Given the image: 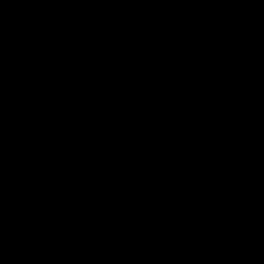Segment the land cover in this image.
<instances>
[{
    "label": "trees",
    "instance_id": "16d2710c",
    "mask_svg": "<svg viewBox=\"0 0 264 264\" xmlns=\"http://www.w3.org/2000/svg\"><path fill=\"white\" fill-rule=\"evenodd\" d=\"M160 1L187 24L159 29L124 90L146 0H0V264H37L18 209L54 172L117 170L144 90L165 116L161 203L123 212L84 264H264V0Z\"/></svg>",
    "mask_w": 264,
    "mask_h": 264
},
{
    "label": "flooded vegetation",
    "instance_id": "af4514ba",
    "mask_svg": "<svg viewBox=\"0 0 264 264\" xmlns=\"http://www.w3.org/2000/svg\"><path fill=\"white\" fill-rule=\"evenodd\" d=\"M161 3L160 0H157L155 8L157 15L153 17H159L158 23L153 28L158 38V44L160 43L159 29L166 27L163 25L162 17L168 16L161 13ZM136 22L138 23L140 20L137 19ZM138 65L134 66L132 62L126 64L125 69L128 70V74L125 75L126 81L129 80L132 70H136ZM131 86L129 85V88ZM135 100L138 101L137 98ZM138 107L141 110L140 104ZM125 142L123 155L121 157L119 155L120 161L117 170L108 174L104 181L98 174L89 171L92 169L72 170L78 174L76 179L66 174L62 176L59 187L54 188L51 192L45 193L46 188L42 187L43 189H39V193H30L26 196L24 200H28L26 207L29 208V212L26 214L32 217L37 234V264H84L94 237L99 232L108 230L119 216L129 210L132 205L140 204L142 207H148L153 204V201H149L154 200L151 189L137 192L136 186L133 192L126 193L112 189H118L112 179L116 178L119 170L125 167L130 159L134 160L136 174L147 178L153 184H157L158 180L165 175L163 162H156L153 164V168H150L148 159L145 158V167L142 165V160H140L142 140L136 137L131 140L129 134L125 137ZM136 159L140 161L142 169L137 167ZM73 184L76 185L75 191L70 188ZM137 193L140 194L137 195ZM148 198L151 199L148 200ZM122 199H130L131 202L125 207L127 203L122 206L119 202ZM111 200L116 201L111 204ZM76 204H81V207L79 208L78 205L75 211L69 212V207ZM110 211L115 213L113 219L106 218ZM137 263L136 260L134 263L128 264Z\"/></svg>",
    "mask_w": 264,
    "mask_h": 264
},
{
    "label": "rangeland",
    "instance_id": "374dc122",
    "mask_svg": "<svg viewBox=\"0 0 264 264\" xmlns=\"http://www.w3.org/2000/svg\"><path fill=\"white\" fill-rule=\"evenodd\" d=\"M156 2L157 0H146L145 9L142 12L141 17L138 19L140 22H136L134 26L132 27L131 31L127 35L125 40V46L127 48L126 52L122 54L119 58V64H118V73L120 76V81H122V77L126 74H128L127 68L125 69V66L128 62H132L133 65H138L141 63V61H147L152 56L155 55L156 50H158L159 44H158V38L155 35V30L153 29L154 26L158 23L159 17L153 18L156 13ZM153 14V15H152ZM152 15V16H151ZM163 18V25L166 26L165 28L170 27H178V26H184L187 24V19L181 15H169V17H162ZM122 88L124 90H127V83L126 80L123 79ZM138 88V87H137ZM148 90H144L140 93L137 92V99L138 101L135 102V104L138 106L141 105V111H142V118H139L130 129L127 131L128 136L130 134V139L137 138L142 140L141 144L142 147L140 148L142 151H140L142 160V165L145 167V158L148 159V167L150 165V168H153V164L156 162L162 163L163 161V150L161 144H158V141H156V130L158 126L164 121L165 116L160 111V107L157 102H159V99L154 95H149ZM164 107V106H163ZM138 122V123H137ZM147 142V144H146ZM109 152L117 155L119 152V146L116 144H113ZM137 167L140 169V161L136 159ZM91 172H96L95 169L91 170ZM79 173V172H78ZM69 176H72L73 179H76L78 174L73 173V171H68ZM115 175V174H114ZM114 180V181H113ZM62 182V178L55 177L53 178L49 185L46 187V192H51L54 188L59 187V185ZM113 184H116V188H112L115 191L118 192H133L135 187L137 186V192H142L146 190L151 189V193L155 192L154 189H152V183L148 179L136 174L135 167H134V160L130 159L128 161V164L121 168L119 172L116 175L115 179H112ZM150 184V185H149ZM71 190L76 189V185L73 184L72 187H70ZM140 188V189H139ZM154 188V187H153ZM140 194V193H137ZM153 197V196H152ZM151 198H148V200ZM116 200H111V204ZM153 201V200H149ZM119 202L125 207L128 206V204L131 202L130 199H122L119 200ZM26 203H28V200H24L21 206L19 207L18 211L21 214H25L29 212V208L26 207ZM32 205H34L32 203ZM115 217V213L112 211L107 213L106 218L107 219H113ZM63 259V257H62ZM138 262V260H137ZM138 264V263H137Z\"/></svg>",
    "mask_w": 264,
    "mask_h": 264
},
{
    "label": "water",
    "instance_id": "95a60500",
    "mask_svg": "<svg viewBox=\"0 0 264 264\" xmlns=\"http://www.w3.org/2000/svg\"><path fill=\"white\" fill-rule=\"evenodd\" d=\"M153 189L156 191V186H154ZM137 195H139V194H137ZM152 196H153L152 198L154 199V200H153V204H159V203H161V198L158 197V196L155 194V192H153ZM77 208H78V204H76L75 206H70L68 211H69V212H73V211H75ZM79 208H80V206H79Z\"/></svg>",
    "mask_w": 264,
    "mask_h": 264
},
{
    "label": "clouds",
    "instance_id": "9594fccd",
    "mask_svg": "<svg viewBox=\"0 0 264 264\" xmlns=\"http://www.w3.org/2000/svg\"><path fill=\"white\" fill-rule=\"evenodd\" d=\"M68 171H72V169H71V170L68 169ZM68 171H65V172H67L66 174H68ZM73 173H74V172H73ZM62 176H63V174H61V173H59V172H54V173L52 174V176H51V177H52L51 180H52L53 178H55V177H60V178H62ZM51 180H49L48 182L50 183ZM47 186H48V185H44V186H42V187H43V188H46ZM42 187H41V188H42ZM43 188H42V189H43ZM78 205L81 207V204H78Z\"/></svg>",
    "mask_w": 264,
    "mask_h": 264
}]
</instances>
